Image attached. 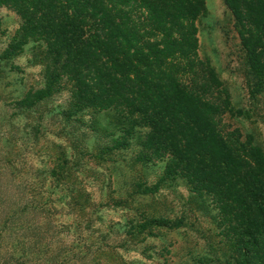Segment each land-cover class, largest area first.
<instances>
[{
  "label": "trees",
  "instance_id": "obj_1",
  "mask_svg": "<svg viewBox=\"0 0 264 264\" xmlns=\"http://www.w3.org/2000/svg\"><path fill=\"white\" fill-rule=\"evenodd\" d=\"M0 1L20 17L17 34L4 54L27 37L45 43L43 84L6 101L13 108V123L20 122L26 130V137L15 143L17 148L35 146L45 122L40 116L32 118L29 107L57 90L61 75L68 80L69 93L67 106L51 114L56 121H79L76 113L84 109H91L92 115L110 108L125 120L116 134L106 131L111 143L96 147L94 153L86 137L97 132V126L86 123L79 131L63 129L66 142L45 144L40 159L44 166L34 167L32 177L14 180L27 189L26 200L21 205L18 196L20 207L14 211L31 212L30 225L36 231L38 222L51 228L54 202L84 217L78 223L88 222L84 215L93 203L78 176L92 170L87 159H102L104 152L123 147L133 132L144 128L135 158L147 161L166 155L165 175L180 174L192 191L212 194L223 215L233 219L234 264H264V157L260 147L249 142V134L245 142L236 128L222 135L212 115L230 106L228 98L219 95L213 68L196 54L195 20L205 10L204 0ZM223 2L233 15L256 91L264 77V0ZM15 114L19 117L14 119ZM155 186L144 184L142 191ZM37 215L39 220L34 221ZM177 223L151 215L139 226ZM62 242L50 264H107L99 256L104 251L99 243L93 248V242L75 237Z\"/></svg>",
  "mask_w": 264,
  "mask_h": 264
},
{
  "label": "rangeland",
  "instance_id": "obj_2",
  "mask_svg": "<svg viewBox=\"0 0 264 264\" xmlns=\"http://www.w3.org/2000/svg\"><path fill=\"white\" fill-rule=\"evenodd\" d=\"M204 3L203 14L195 20L196 54L213 68L220 82L219 95H225L230 106L212 115L222 135L236 128L239 139L245 142L249 134V142L258 145L264 157V77L260 87L252 90L253 77L248 72L230 9L223 0ZM19 24L20 17L12 6L0 1V264H50L53 259L52 256L50 262V256L60 253L62 240L71 237L93 242V248L96 243L103 245L104 251L100 250L99 256L107 264H234V248L230 244L233 219L223 215L212 194L192 191L180 174L165 175L166 155L147 161L135 158L144 128L133 132L123 147L104 152L102 159L93 156L87 159L92 170L78 176L87 191L88 202L93 203L90 213L84 215L88 222L78 223L84 217L54 202L51 228L46 230L38 222L36 231L30 225L31 212L14 211L20 207L17 197L21 196L23 205L26 200L23 192L27 191L22 182L16 185L14 180L32 177L34 167L44 166L40 159L45 144L66 142L63 129L79 131L86 123L97 126L99 130L86 137L94 153L96 147L111 143L106 131L112 129L116 134L125 122L114 108L94 111L92 115L91 109L77 112L80 123L71 119L65 123L56 121L51 114L67 106L69 93L68 80L61 75L59 88L29 107L32 118L40 116L45 122L46 131L42 128L37 133L35 146L28 143V138L29 147L17 148L15 143L26 137V130L20 122L13 123V108L6 101L41 86L46 61L45 43L33 37H27L17 48L9 46L10 51L4 54ZM174 74L187 80L178 70ZM206 96L211 98L209 94ZM15 115L14 119L19 117ZM49 119L52 121L47 125ZM151 183H156L154 190L142 191L144 184ZM53 195L58 196V192ZM151 215L165 216L178 223L140 227V221ZM38 220L37 215L34 221Z\"/></svg>",
  "mask_w": 264,
  "mask_h": 264
}]
</instances>
